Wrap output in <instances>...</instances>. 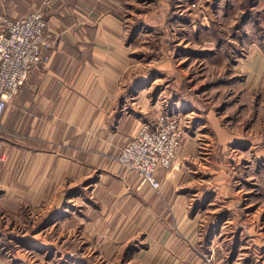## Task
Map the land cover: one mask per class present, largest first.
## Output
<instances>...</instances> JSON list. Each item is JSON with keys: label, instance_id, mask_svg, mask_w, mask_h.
I'll use <instances>...</instances> for the list:
<instances>
[{"label": "crops", "instance_id": "1", "mask_svg": "<svg viewBox=\"0 0 264 264\" xmlns=\"http://www.w3.org/2000/svg\"><path fill=\"white\" fill-rule=\"evenodd\" d=\"M42 2L0 0V14L18 18ZM130 4L50 0L44 7L53 39L50 61L30 70L1 119L0 210L13 212L23 205L37 211L40 229L23 238L39 243L43 248L33 253L48 261L60 239L74 237L51 232L52 226L76 224L81 238L97 243L82 253L107 256L111 264H224L213 255L219 245L213 239L208 247L211 262L198 248L199 211L190 210L192 198L186 197L184 187L188 172L183 160L190 150L179 149L172 168L159 171V193L114 160L142 124L152 123L147 111L151 99L143 96L152 85H137L130 46L134 41L123 18ZM253 58L246 60L245 72L248 79L259 78L264 89V55L256 52ZM251 66H256L254 72ZM172 111L183 115L179 109ZM235 202L244 201L226 198L222 204L241 208ZM239 228L241 235L248 233L245 226ZM50 234L55 238L48 240ZM136 235L146 245L130 249L123 244L135 242ZM63 256L69 264H88L70 251Z\"/></svg>", "mask_w": 264, "mask_h": 264}, {"label": "rangeland", "instance_id": "2", "mask_svg": "<svg viewBox=\"0 0 264 264\" xmlns=\"http://www.w3.org/2000/svg\"><path fill=\"white\" fill-rule=\"evenodd\" d=\"M175 1L129 0L123 15L134 41L137 85H152L143 95L151 99L148 119L154 121L164 109L183 114L176 113L189 133H183L179 148L190 150L183 160L188 172L184 187L192 198L190 210L199 211L198 248L206 252L204 260L212 258L208 247L213 239L219 244L213 255L224 264H264V89L259 78L248 79L245 72L246 60H254L256 52L264 55V0ZM255 68L251 66L252 72ZM191 108L193 113L186 114ZM226 198L244 202H235L241 208L226 209ZM36 212L23 205L13 212L0 210V233L15 237H0V264H69L63 256L68 251L88 264L112 262L107 256L84 254L97 243L81 238L76 224L52 226L51 232L74 237L60 239L56 253L47 254L49 261L43 254L35 256L34 249L43 247L23 236L40 229ZM244 226L248 233L241 235L239 227ZM136 237L123 244L130 249L146 245Z\"/></svg>", "mask_w": 264, "mask_h": 264}, {"label": "built area", "instance_id": "3", "mask_svg": "<svg viewBox=\"0 0 264 264\" xmlns=\"http://www.w3.org/2000/svg\"><path fill=\"white\" fill-rule=\"evenodd\" d=\"M49 3L43 0L40 7L18 18L0 14V125L6 106L25 84L30 70L50 61L53 39L43 13ZM164 110L152 123L142 124L114 159L156 191L159 171L172 168L183 141L178 116L172 109Z\"/></svg>", "mask_w": 264, "mask_h": 264}, {"label": "trees", "instance_id": "4", "mask_svg": "<svg viewBox=\"0 0 264 264\" xmlns=\"http://www.w3.org/2000/svg\"><path fill=\"white\" fill-rule=\"evenodd\" d=\"M244 18H247V15H245L243 18L240 19V21H239V26H241V23L244 22ZM7 236H8V237H13V238H15L14 235H6V236H5V234L0 233V237H2L1 239H3V240L6 239ZM78 256H79V255H78ZM80 258H81V260L86 261V260L83 259L82 257H80Z\"/></svg>", "mask_w": 264, "mask_h": 264}, {"label": "bare ground", "instance_id": "5", "mask_svg": "<svg viewBox=\"0 0 264 264\" xmlns=\"http://www.w3.org/2000/svg\"><path fill=\"white\" fill-rule=\"evenodd\" d=\"M173 112V111H172ZM174 113V112H173ZM176 114V113H175ZM178 115V114H177Z\"/></svg>", "mask_w": 264, "mask_h": 264}]
</instances>
